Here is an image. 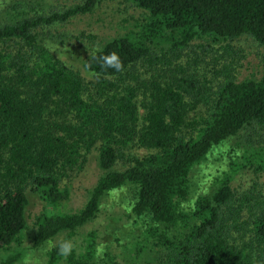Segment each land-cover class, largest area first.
<instances>
[{"label":"trees","instance_id":"1","mask_svg":"<svg viewBox=\"0 0 264 264\" xmlns=\"http://www.w3.org/2000/svg\"><path fill=\"white\" fill-rule=\"evenodd\" d=\"M101 1L13 0L0 11V264L25 257L28 191L41 200L31 248L76 244L67 259L51 244L45 264H105L101 231L80 230L125 186L134 221H144L141 232H129L141 258L134 264H264V76L238 78L229 65L208 77L193 49L225 43L229 52L245 37L264 53V0H127L143 18L81 59L93 77L85 82L48 43L62 37L58 24ZM113 51L123 72L99 66ZM231 138L241 148L184 210L192 169ZM136 146L155 151L138 156ZM93 151L102 172L72 208L64 179ZM243 170L252 179L234 185Z\"/></svg>","mask_w":264,"mask_h":264},{"label":"rangeland","instance_id":"2","mask_svg":"<svg viewBox=\"0 0 264 264\" xmlns=\"http://www.w3.org/2000/svg\"><path fill=\"white\" fill-rule=\"evenodd\" d=\"M13 0H0V11H10L9 5ZM78 0H40L45 6L60 7L64 4H73ZM7 8V9H6ZM47 8V7H46ZM5 11V12H6ZM143 10L131 4L127 0H103L94 9L85 14H77L67 22L57 25V30L62 37L50 41L48 44L61 57L67 65L79 69L85 82L93 79L92 75L84 73L80 69L81 59L93 48L101 46L106 40L122 35L135 29L143 18ZM83 32L85 36H79ZM88 35H93L89 37ZM203 50L193 46L200 56L197 67L199 71L213 76L215 72H223L226 66L234 69L238 78L264 76V53L261 48L250 38L242 37L231 42V50L223 48L225 43L210 44L202 42ZM208 46H210L209 49ZM65 48V49H64ZM191 53V52H190ZM195 56V55H193ZM183 56V61L186 60ZM196 57V56H195ZM220 77V75H218ZM142 113V110H140ZM239 139L231 138L213 147L205 160L195 166L190 173L189 194L182 203L187 211L194 199L206 191H209L211 181L215 175L227 169L229 156L235 153V146L241 148ZM155 149L136 146L132 152L138 156L154 152ZM102 172L97 164L95 151L91 152L85 164L77 171H72L65 177L63 183H69L70 202L72 208H77L85 201L88 189ZM253 177L250 170H243L235 174L233 184L245 186ZM264 182V172L259 176ZM132 191L129 186L111 191L104 197L99 216L86 228L96 227L101 231L102 244L99 252L102 255V263L105 264H134L141 261L133 249L136 239L129 232L139 233L144 227L143 219L138 223L134 221V214L130 212V199ZM29 202L26 208L27 228L23 231L25 257L17 264H45V250L51 245L47 242L38 248H31V236L34 232V217L39 212L41 200L33 192L28 191ZM136 223V224H135ZM108 253V254H107Z\"/></svg>","mask_w":264,"mask_h":264},{"label":"clouds","instance_id":"3","mask_svg":"<svg viewBox=\"0 0 264 264\" xmlns=\"http://www.w3.org/2000/svg\"><path fill=\"white\" fill-rule=\"evenodd\" d=\"M97 51H102L97 48ZM91 58L93 57V53L90 52ZM98 63L101 69L107 71L111 69L113 72H123L125 70V66L123 61L121 60L118 53L115 51L107 53L105 55H100L98 59ZM52 247L56 250L57 254L67 259L69 256L73 255L76 251V244L73 240L70 239H59L51 242ZM100 252L98 250V256Z\"/></svg>","mask_w":264,"mask_h":264}]
</instances>
